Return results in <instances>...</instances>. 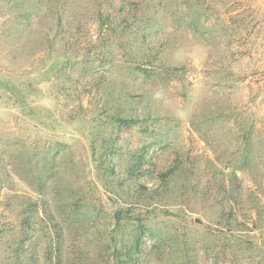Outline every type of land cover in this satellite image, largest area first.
Masks as SVG:
<instances>
[{"label": "rangeland", "instance_id": "obj_1", "mask_svg": "<svg viewBox=\"0 0 264 264\" xmlns=\"http://www.w3.org/2000/svg\"><path fill=\"white\" fill-rule=\"evenodd\" d=\"M140 154L148 175L128 178ZM231 169L236 203L220 191ZM139 182L157 193L127 205L153 233L137 263L259 264L215 228L233 207L238 235L264 240V0H0L1 264H111L113 217ZM137 222L117 245H135Z\"/></svg>", "mask_w": 264, "mask_h": 264}, {"label": "trees", "instance_id": "obj_2", "mask_svg": "<svg viewBox=\"0 0 264 264\" xmlns=\"http://www.w3.org/2000/svg\"><path fill=\"white\" fill-rule=\"evenodd\" d=\"M51 66H52V63L49 64L47 68H49ZM46 74L47 73H44V75H46ZM31 85L32 84L29 83V85H27V87L32 91L34 89L33 88L31 89ZM23 87H26V83L23 84ZM23 102L24 101L22 100L21 103H23ZM97 116H99V115L97 114ZM100 117H99V119H96V120L92 119V121H87L88 123L85 124V125H89L91 127V130H89V137L91 139L90 146H91L92 153L95 152V149H96L95 143L97 141V137L99 136V133L97 132V126L99 124ZM107 117L112 119L118 125H131V124L136 122L135 118L123 116V115H120L118 113H113ZM252 126H253L252 123H249L248 125L243 123V125L241 127L239 137H242L246 144L249 143V138H250ZM104 143H106V142H104ZM113 152H114L113 150L107 149V152L104 154V158L102 159V161L106 165L105 167H103V169L105 170V173H108V175L111 177L110 180L115 182V179L113 176L114 173H113L111 165L109 163ZM144 159H145V156L140 154L139 156H136L134 162H132L130 165L127 166L125 174H126V176H128V178L130 176L138 178L140 175H143V176L148 175L147 171L138 172L141 163L144 162ZM49 160H50V158H49ZM171 175H172L171 169H167L166 172L160 174L159 176H160V179L162 180V183H166V182L171 181L170 180V178L172 177ZM226 176H227V181L229 182V185L228 186H226L225 184L221 185L220 191H221L223 197L228 198V199L232 198L234 203H236V200H235L236 196L233 195V193L235 191H237L236 188H238L235 185V184H237L236 183V181H237L236 169H231L229 172H227ZM121 183H122V180L119 182V184H121ZM152 187L151 186H144L139 182V184H137L138 189H133L132 191H129L126 193V197H124V200L126 201L125 203H127L126 206L125 207L119 206L120 207L119 212L116 213L115 216L113 217L114 226L108 235L110 240L107 242V245H105L106 247L104 248L105 250L111 249L110 255H109L110 257H112L111 264H139L136 261L137 257H135V255L133 256V254H132V253H134L133 250H135L136 251L135 254H137L138 245L141 242L142 238L146 235L151 237L153 233L151 231L149 232L148 229L145 230V227L141 223V220L138 218V216L134 217V214L131 211L130 206H127V205H129V203L131 204L133 202L139 203L141 200L144 202L143 204L148 206L150 204V201H152V202L154 201L153 197H154L155 193H157L156 188H152ZM110 199H113V198H110ZM253 204H254V207L256 208V210H258V212L261 213V210H259V209H261L260 208L261 206H259L256 203V200L253 201ZM121 207H123V208H121ZM154 210L155 209H153V210L149 209L146 212V214H148L149 216H152V215L154 216ZM234 211H235L234 208L231 207L228 210L227 214H224L227 216L225 218L223 217L224 218L223 222H220L221 225L215 228V230L218 234V237L226 238L228 240L231 239L235 243L236 246L240 245V246H242V247L244 246L246 248L255 244L257 246L256 253L260 257L258 262H259V264H264V246H261L260 243H254L248 237H242V236L238 235V233H239L238 231H241L242 229H239L236 226L237 222H235V219L231 220V218L234 215ZM54 219L55 218L49 219V220H50L51 225L53 227L57 228V229H55L56 230L55 240H56V243L58 244L59 240H60V230H59V227L56 224ZM129 219L138 221L137 225H136L137 228L135 229V238H134L135 245L133 247L125 248L122 244L117 245L115 243L113 234H114V232H116V230L119 226V223L122 220H129ZM23 220H24L23 223L25 225V229L27 230L30 223H31V220L29 218H25ZM259 220H261V219H259ZM263 226H264V221L263 222L260 221V227H263ZM120 230L121 229H118L119 232H121ZM29 234L30 233H28L27 231L22 232L19 236V241L17 243V246L20 247L24 243L25 239L29 236ZM57 251H58V247H57ZM57 251L55 253H57ZM5 252L8 253L7 258H10V259L15 258L17 256L16 255L17 254V248L13 249L12 252H8V250ZM58 255H59V252H58ZM10 261H12V260H10ZM0 264H1V261H0ZM8 264H12V263L9 262Z\"/></svg>", "mask_w": 264, "mask_h": 264}, {"label": "water", "instance_id": "obj_3", "mask_svg": "<svg viewBox=\"0 0 264 264\" xmlns=\"http://www.w3.org/2000/svg\"><path fill=\"white\" fill-rule=\"evenodd\" d=\"M260 244L264 245V240H261Z\"/></svg>", "mask_w": 264, "mask_h": 264}]
</instances>
